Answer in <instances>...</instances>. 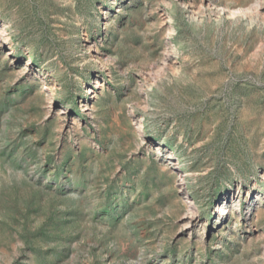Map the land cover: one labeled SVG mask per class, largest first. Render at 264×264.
I'll return each mask as SVG.
<instances>
[{"label": "rangeland", "instance_id": "obj_1", "mask_svg": "<svg viewBox=\"0 0 264 264\" xmlns=\"http://www.w3.org/2000/svg\"><path fill=\"white\" fill-rule=\"evenodd\" d=\"M0 264H264V0H0Z\"/></svg>", "mask_w": 264, "mask_h": 264}, {"label": "bare ground", "instance_id": "obj_2", "mask_svg": "<svg viewBox=\"0 0 264 264\" xmlns=\"http://www.w3.org/2000/svg\"><path fill=\"white\" fill-rule=\"evenodd\" d=\"M222 13H226V11H222ZM228 15L231 16V17H236L238 15L245 16L246 18L250 17L249 15H247V13H244V12L241 13L240 11H232Z\"/></svg>", "mask_w": 264, "mask_h": 264}]
</instances>
